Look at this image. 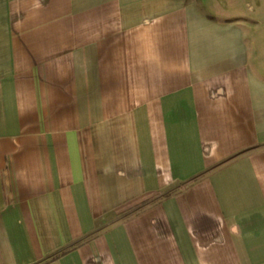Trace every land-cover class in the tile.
<instances>
[{
	"label": "crops",
	"instance_id": "obj_1",
	"mask_svg": "<svg viewBox=\"0 0 264 264\" xmlns=\"http://www.w3.org/2000/svg\"><path fill=\"white\" fill-rule=\"evenodd\" d=\"M262 7L0 0V264H264Z\"/></svg>",
	"mask_w": 264,
	"mask_h": 264
},
{
	"label": "trees",
	"instance_id": "obj_2",
	"mask_svg": "<svg viewBox=\"0 0 264 264\" xmlns=\"http://www.w3.org/2000/svg\"><path fill=\"white\" fill-rule=\"evenodd\" d=\"M167 195H169V191H165V192H163V194H162V196H167ZM65 250H66V249H61V250H59L58 252L54 253V255H52L51 258H54V257L58 256L59 254L65 252Z\"/></svg>",
	"mask_w": 264,
	"mask_h": 264
},
{
	"label": "rangeland",
	"instance_id": "obj_3",
	"mask_svg": "<svg viewBox=\"0 0 264 264\" xmlns=\"http://www.w3.org/2000/svg\"><path fill=\"white\" fill-rule=\"evenodd\" d=\"M235 4V3H234ZM250 5V4H249ZM262 9H264V7H262Z\"/></svg>",
	"mask_w": 264,
	"mask_h": 264
}]
</instances>
